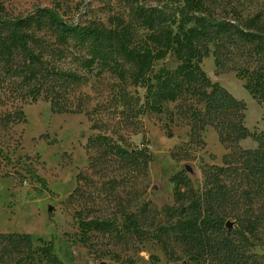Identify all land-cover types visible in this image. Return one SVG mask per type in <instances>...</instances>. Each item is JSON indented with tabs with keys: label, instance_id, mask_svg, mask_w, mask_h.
Returning a JSON list of instances; mask_svg holds the SVG:
<instances>
[{
	"label": "rangeland",
	"instance_id": "rangeland-1",
	"mask_svg": "<svg viewBox=\"0 0 264 264\" xmlns=\"http://www.w3.org/2000/svg\"><path fill=\"white\" fill-rule=\"evenodd\" d=\"M178 0H0L8 17H24L36 7H52L75 26L99 28L101 37L64 36L50 25L37 31L44 61L50 67L76 75L64 79V101L73 112L54 111L44 97L33 102L0 64V115L10 117L0 130V234L28 235L31 244L0 251V264H117L127 259L136 264H182L185 245L167 238V249L153 239L152 231L173 224L180 207L170 178L179 174L187 205L210 204L225 222L237 248V264H264V192L248 184L244 167L226 173L228 184L221 194L214 187L216 168L224 157L241 150L255 151L258 142L248 138L223 145L216 129L196 121L203 105L182 93L160 113L145 106V90L133 80L135 68L120 51L118 33L124 28L130 47H154L152 35L177 28ZM153 8L154 29L138 13V5ZM204 15L240 27L255 18L259 35L245 42L232 34H213L200 40V67L211 80L245 105L244 126L264 133V102L246 89L255 72L264 73V0H206ZM116 36L108 38L110 33ZM94 59L91 70L84 59ZM118 62L125 76L113 72ZM179 65L167 55L154 64L173 71ZM24 97H14L11 86ZM105 137L106 145L99 140ZM9 156L23 169L14 175L4 166ZM30 168V170L28 169ZM26 170L30 172L27 174ZM44 181V187L34 177ZM260 186V185H259ZM50 209H52L50 211ZM135 216L139 233L119 237L106 230L83 231L81 222L112 221ZM52 244L54 256L46 259L42 248ZM119 257V259L117 258ZM203 264H227L223 259Z\"/></svg>",
	"mask_w": 264,
	"mask_h": 264
},
{
	"label": "trees",
	"instance_id": "trees-1",
	"mask_svg": "<svg viewBox=\"0 0 264 264\" xmlns=\"http://www.w3.org/2000/svg\"><path fill=\"white\" fill-rule=\"evenodd\" d=\"M176 8L179 11V20L176 30L167 28L152 35L154 47H130L129 34L124 28L116 36L119 39L120 51L126 60L133 64L135 73L133 80L145 90V106L150 112L160 113L163 106L177 101L182 93H187L192 99L203 105L201 114L194 108L192 116L202 125L213 126L223 145L237 144L241 140L252 139L259 144L255 151H239L224 157L221 168H216L213 175L214 187L209 191L221 194L224 200L228 184L224 181L226 173L236 172L234 161L240 162L246 173L248 184H257L260 193L264 192V133H252L243 123L245 105L235 99L229 92L216 83H212L200 67L201 54L198 48L199 41L212 37L211 31L217 34H234L245 42H251L259 35L260 27L258 17L247 21L243 27L229 21L213 19L204 15L206 0H178ZM140 3V0H136ZM138 13L144 24L154 29L153 8L138 5ZM45 25L58 29L64 36L79 34L81 37H101L104 35L99 28H83L66 22L59 12L52 7H36L24 17H8L0 5V64L7 76L21 80V86L33 102L44 97L51 103L54 111L73 112V107L64 101L67 81L75 79L76 75L65 73L50 67L44 61V53L40 48L41 39L37 31ZM110 33V32H109ZM112 32L108 38L116 37ZM167 55L174 56L179 65L173 71L161 68L154 72V64L163 60ZM94 59H84L82 66L91 70ZM113 72L123 79L125 71L118 62L113 66ZM10 93L14 97H24L21 88L11 86ZM246 89L250 94L264 102V73L255 72L249 79ZM10 117L0 115V130H4ZM5 126V127H4ZM4 127V128H3ZM105 145L107 138L100 137ZM0 156H3L0 150ZM4 166H11L14 175L21 174L20 165L5 155ZM30 170V168H28ZM27 174H30L26 170ZM44 187L43 179L33 174ZM176 196L180 200V207L175 210L177 219L173 224L159 226L152 231L154 240L161 242L167 249V238L175 239L185 245L182 256L171 255V261H180L182 264H203L207 260L223 259L227 264H237L239 256L237 248L230 238L227 222L210 204L204 206L200 203L187 205L184 194L180 189L184 186L181 175L171 178ZM260 185V186H259ZM83 231L106 230L114 232L121 237L125 232L139 233L138 222L133 215L125 216L120 224L112 221L81 222ZM31 244L28 235L0 234V251H6L13 245ZM43 256L52 259L54 248L52 244H45L42 248ZM119 259V257H117ZM107 264V263H106ZM117 264H136L127 259Z\"/></svg>",
	"mask_w": 264,
	"mask_h": 264
},
{
	"label": "water",
	"instance_id": "water-1",
	"mask_svg": "<svg viewBox=\"0 0 264 264\" xmlns=\"http://www.w3.org/2000/svg\"><path fill=\"white\" fill-rule=\"evenodd\" d=\"M51 210H52V209H50V211H51ZM227 226L230 227V224H227ZM101 264H106V263H101Z\"/></svg>",
	"mask_w": 264,
	"mask_h": 264
}]
</instances>
